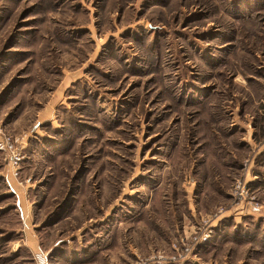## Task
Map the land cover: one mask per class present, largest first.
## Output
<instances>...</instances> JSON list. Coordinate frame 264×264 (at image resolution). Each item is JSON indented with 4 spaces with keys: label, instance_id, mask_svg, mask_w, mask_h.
<instances>
[{
    "label": "rangeland",
    "instance_id": "1",
    "mask_svg": "<svg viewBox=\"0 0 264 264\" xmlns=\"http://www.w3.org/2000/svg\"><path fill=\"white\" fill-rule=\"evenodd\" d=\"M0 127V264H264V0H0Z\"/></svg>",
    "mask_w": 264,
    "mask_h": 264
},
{
    "label": "built area",
    "instance_id": "2",
    "mask_svg": "<svg viewBox=\"0 0 264 264\" xmlns=\"http://www.w3.org/2000/svg\"><path fill=\"white\" fill-rule=\"evenodd\" d=\"M21 142L18 139H14L2 131L0 127V152L6 154L9 165L13 171V176H17L20 163L23 159V153L20 145ZM247 195L246 184L241 181H236L233 187L232 196L240 200L245 199ZM213 223L210 220H206L204 225L196 227L193 232L192 242L188 243L187 239L182 237L178 246H173L175 253L171 255H165L162 252H154L147 259L140 260L138 264H182L187 259L189 252L199 244L206 243L213 232ZM190 244V245H189ZM179 247V250H177ZM34 260L36 264H46L42 255H35Z\"/></svg>",
    "mask_w": 264,
    "mask_h": 264
},
{
    "label": "crops",
    "instance_id": "3",
    "mask_svg": "<svg viewBox=\"0 0 264 264\" xmlns=\"http://www.w3.org/2000/svg\"><path fill=\"white\" fill-rule=\"evenodd\" d=\"M26 246L29 248L33 257L35 255H42L46 264H50V257L48 258V254L51 250H54L55 254L58 255L59 260H65L67 264H95L94 260L97 258V252L91 250H84L83 246L81 248L75 247L71 248L70 245H64L63 250H59L57 244H55L50 250H44V248L39 245L37 241V236L33 233L26 238ZM66 250V251H65ZM52 252V251H51ZM63 256V257H61Z\"/></svg>",
    "mask_w": 264,
    "mask_h": 264
},
{
    "label": "trees",
    "instance_id": "4",
    "mask_svg": "<svg viewBox=\"0 0 264 264\" xmlns=\"http://www.w3.org/2000/svg\"><path fill=\"white\" fill-rule=\"evenodd\" d=\"M222 233H223V232H222ZM232 235H234V236H235V235H237V234H236V233H234V234H232ZM232 235H231V236H232ZM263 236H264V235H263Z\"/></svg>",
    "mask_w": 264,
    "mask_h": 264
}]
</instances>
